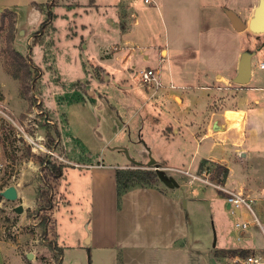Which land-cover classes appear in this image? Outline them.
<instances>
[{
	"label": "crops",
	"instance_id": "0c3cea01",
	"mask_svg": "<svg viewBox=\"0 0 264 264\" xmlns=\"http://www.w3.org/2000/svg\"><path fill=\"white\" fill-rule=\"evenodd\" d=\"M258 2L142 0L148 20L155 17V10L160 15L161 44L147 34L143 42L134 35L133 28L142 31L136 0H116V6L103 3L108 9L116 7L113 13L99 9L97 0L72 12H54L53 28L64 32L65 38L68 23L78 25L67 39L74 48L81 42L78 59L83 71L98 68L103 81L111 80L122 92L133 91L131 97L140 101L135 113H144L136 126L147 138L145 148L141 140H131L128 121L103 93L90 89L85 95L79 93L75 103L61 96L57 101L54 115L64 120L60 144L67 155L62 160L80 170L71 180L68 170L64 172V193L76 192L72 182L84 178L88 194L81 238H86L87 245L80 249L90 264H212L211 259L216 264H245L249 256L264 263V174L257 185L248 180L251 168L256 171L249 165L251 156L264 157V70L258 68L264 61V40L257 42V36L264 34L247 30ZM179 8L181 20L175 21ZM233 19L240 31L234 29ZM166 20L175 27H168ZM174 32L177 36L171 38ZM176 39L179 43L171 44ZM243 53L251 56L250 76L245 85H237L233 80ZM172 64L178 68L177 87L166 85L161 76L166 65L169 82L175 81ZM253 68L262 75L257 76ZM149 69L159 87L146 90L138 83L137 73ZM92 80L85 82L101 84ZM157 144L172 149L187 173L196 172L201 162L226 168L227 176L216 184L252 200L258 225L246 210L237 214L228 209L224 192L197 181L177 179L178 186L172 188H132L118 204L115 173L131 164L123 150L131 149V157L141 166L155 153V166L169 168ZM60 183L61 179L58 189ZM14 187L17 197H23L24 190ZM241 223L248 227H235ZM231 250L244 251L246 256L216 255Z\"/></svg>",
	"mask_w": 264,
	"mask_h": 264
},
{
	"label": "rangeland",
	"instance_id": "374dc122",
	"mask_svg": "<svg viewBox=\"0 0 264 264\" xmlns=\"http://www.w3.org/2000/svg\"><path fill=\"white\" fill-rule=\"evenodd\" d=\"M136 1L134 8L139 14L141 22L139 28H142V31L133 28L134 35L139 42H143V39L148 35V39L153 38L152 40L162 43L160 15H157L155 10L153 11L155 17L151 18L152 21L148 20L146 18L148 9L143 5L142 0ZM31 3L39 5L41 10L36 9ZM97 3L99 9L111 11V13L116 10V7H112L115 9L103 7V3L116 6V0H97ZM81 6H90L89 0H60L58 6L51 5L50 7L47 5V0H0V264H58L57 251L54 249L56 246L62 249L61 264H90L89 257L80 249L87 245L85 244L86 238L81 240L82 234L85 232L89 203L88 194L84 191V178L76 183L72 182L76 185V192L68 194V196L64 193V172L68 170L71 180L77 176L80 170L68 166L62 160L63 157H67L60 144L64 120L54 115L57 110V101L61 97L74 101L77 100L79 93L85 95L86 90L91 89L103 93L114 106L119 107L123 119L128 121L131 140L133 142L141 140L143 144L140 143V145L144 148L147 144V138L143 136V131L140 133L136 126L144 119V113H135L134 107L140 101L135 102L131 97L133 91L127 89L122 92L111 80L109 83L103 81L102 72H97L95 68L94 71L91 68L90 72L95 73L97 79L91 78L89 71H83L78 59L79 53L83 51L80 47L81 42L78 43V47L76 45L74 48L71 41L67 39L73 34V31H76L78 25L74 26L72 23H68L66 38L63 35L64 32L58 33L53 28L56 10L58 14L61 12L63 14V11L72 12ZM175 12L178 16L173 17V20H181V9L179 8ZM166 23L168 27H175L171 20L170 22L166 20ZM11 24L13 25L11 48L20 53L30 66H35L40 72L28 98L21 95L19 79L10 74L11 58L7 51L6 36ZM39 31H41L40 35L35 36ZM175 35L177 36L174 32L171 38ZM262 40H264L263 35L257 36V42ZM173 43L177 44L179 40L176 39L171 42V44ZM137 66H139L138 69L142 68V65L136 64ZM163 67L164 72L161 73V76L164 83L166 85L172 83L177 87L179 84L176 73L178 68L176 69L175 64L171 65L175 81L169 82L168 69L166 65ZM57 69L59 72L55 75L53 71ZM253 70L257 76H261L263 73L257 68H253ZM92 79L101 84L90 86L88 82H85V80ZM143 88L148 90L146 86ZM126 98L131 100L129 104ZM142 99L144 100V97ZM71 101L69 104L75 103V101ZM130 104H132V108ZM212 107L213 105L210 106V108ZM132 114L134 116H131ZM160 144L157 145L166 154L167 167H169L164 168L169 170L163 169L166 178L170 176L183 182L186 180L201 182L191 176L172 171L174 169L182 171L184 168L179 164V158L173 154L172 149L163 148ZM71 146L73 145L71 144ZM131 155L133 152L129 149L128 156L132 158ZM155 155V153L150 155V158L153 159ZM125 158L128 160L126 155ZM150 158L148 157V161ZM44 161L63 167L59 189V181L52 179L44 170ZM103 161L110 163L108 159L103 158ZM252 164L256 171L251 168L252 174L248 180L250 179L252 183L256 182L257 185L264 174V157L251 156L249 165ZM204 166L205 168L203 167L202 170L198 168L196 172L189 174L212 184L217 183L210 179L214 167L212 165ZM154 168V166L142 165L138 167L129 164L126 169L154 171ZM8 184L23 189V197H17L12 202L5 200L1 196V192ZM49 185H51V190L48 189ZM159 186L165 185L161 183ZM41 190L42 192L50 191L52 198V210L50 211L40 209L45 204L43 197L39 195ZM18 205L23 208L20 214L14 212V208ZM251 208L254 212L253 203ZM53 212L55 219H53ZM251 217L253 219L252 215ZM226 224L232 225L231 222ZM27 254H31V259H27Z\"/></svg>",
	"mask_w": 264,
	"mask_h": 264
},
{
	"label": "trees",
	"instance_id": "16d2710c",
	"mask_svg": "<svg viewBox=\"0 0 264 264\" xmlns=\"http://www.w3.org/2000/svg\"><path fill=\"white\" fill-rule=\"evenodd\" d=\"M59 1L60 0H47V5L48 7H50L51 5L58 6ZM93 3L94 0H89L90 6H92ZM33 6L36 9L41 10V7L37 4H33ZM40 33L41 31L37 32L35 36L40 35ZM12 40H13V25L11 24L10 29L6 36V42L8 48L7 51L11 58L10 74L13 75L14 78L19 79L21 95L24 96V98L26 97L28 98V94L31 90L34 89L36 79L39 77L40 72L37 71V68L35 66H30L29 63L26 61V58H24L20 53H18L17 51L11 48ZM93 69L94 68H92L91 70ZM95 70L97 72H102L98 68H95ZM90 74H91V78L92 77L96 79L98 78L97 75L92 71L90 72ZM44 165H45L44 170L47 171L48 175L52 177V179L57 181L61 179V177L63 176L62 166H56L54 164H51L49 161H44ZM204 165L205 162H201L198 168L202 170L203 167L205 168ZM212 166L214 167V169L210 174V179L219 184L227 176V169L219 165H212ZM115 174H116V190H117L116 197L118 204L121 196L126 191L132 188H136V187L154 188L161 184L157 174L153 170L118 169L116 170ZM48 189L51 190V185L48 186ZM49 190L47 192H42V190L39 192V195L43 197L42 199L45 201L44 207L40 209H45L48 211L52 210V200H51L52 198L50 196ZM54 249L57 251V261H59L60 256L62 254V249L57 246ZM216 255H230V256L238 255L239 257H245L246 252L240 250L219 251L216 253Z\"/></svg>",
	"mask_w": 264,
	"mask_h": 264
},
{
	"label": "water",
	"instance_id": "95a60500",
	"mask_svg": "<svg viewBox=\"0 0 264 264\" xmlns=\"http://www.w3.org/2000/svg\"><path fill=\"white\" fill-rule=\"evenodd\" d=\"M233 27L236 31H240V28L236 21L233 19ZM247 30L251 32L252 34H264V0H259L257 7L255 8L253 12L252 19L250 20ZM250 54L243 53L240 57V61L237 68V75L233 80V83L237 85H245L248 82L249 76H250ZM124 154L126 155L128 161L135 165L140 167L141 164L139 162L134 161L128 156L127 150H123ZM150 158V157H149ZM146 166L151 167L154 166V171L158 176V179L162 184H164L168 188L176 187L178 186L176 180L173 177H165L163 170L159 169L155 166V161L150 158V160L147 162ZM1 196L7 200V201H15L17 199V192L14 186H8L6 187L2 192ZM228 209H230V206L228 205ZM235 212L238 214V209H234ZM23 211V208L21 205H18L14 208V212L16 214H20ZM27 259H31V254H27ZM212 264H216L213 259H211Z\"/></svg>",
	"mask_w": 264,
	"mask_h": 264
},
{
	"label": "built area",
	"instance_id": "2783aa9c",
	"mask_svg": "<svg viewBox=\"0 0 264 264\" xmlns=\"http://www.w3.org/2000/svg\"><path fill=\"white\" fill-rule=\"evenodd\" d=\"M143 1H144V3H149V0H143ZM258 68L261 70H264V61L258 63ZM137 77H138V83L143 85V86H146L147 89H155V88L159 87V83H158V80L156 79V75H155L154 71H152L150 69L140 71L139 73H137ZM172 171L191 176L193 179L201 181V183L208 184L211 187L216 188L217 190H219L221 192H224L226 194L225 200H226L227 204L232 209H238V210H241L243 208L246 209L253 216L254 224L258 225L256 217L254 216L253 210L251 208V204L253 203V201L248 199L243 194L228 192V191L224 190L220 185H218L216 183H214V184L209 183L208 181H206L204 179L190 175L186 171H181V170L176 171V169H174ZM235 227L240 228V229H246L248 227V224L247 223L235 224ZM244 262H245V264H264L258 258H254V257H250V256L246 257L244 259Z\"/></svg>",
	"mask_w": 264,
	"mask_h": 264
}]
</instances>
